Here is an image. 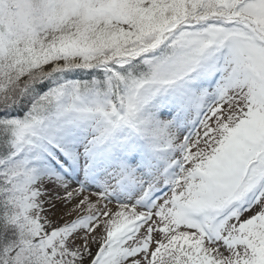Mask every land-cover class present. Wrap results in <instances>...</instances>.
<instances>
[{
  "label": "snow or ice",
  "instance_id": "snow-or-ice-1",
  "mask_svg": "<svg viewBox=\"0 0 264 264\" xmlns=\"http://www.w3.org/2000/svg\"><path fill=\"white\" fill-rule=\"evenodd\" d=\"M0 264H264V0H0Z\"/></svg>",
  "mask_w": 264,
  "mask_h": 264
}]
</instances>
